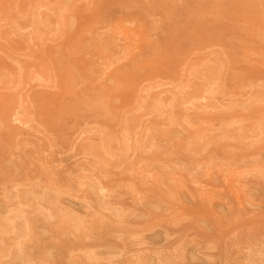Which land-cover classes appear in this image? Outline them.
Listing matches in <instances>:
<instances>
[{
  "label": "rangeland",
  "instance_id": "rangeland-1",
  "mask_svg": "<svg viewBox=\"0 0 264 264\" xmlns=\"http://www.w3.org/2000/svg\"><path fill=\"white\" fill-rule=\"evenodd\" d=\"M261 84L264 0H0V264H264Z\"/></svg>",
  "mask_w": 264,
  "mask_h": 264
},
{
  "label": "bare ground",
  "instance_id": "bare-ground-1",
  "mask_svg": "<svg viewBox=\"0 0 264 264\" xmlns=\"http://www.w3.org/2000/svg\"><path fill=\"white\" fill-rule=\"evenodd\" d=\"M61 1V0H60ZM76 1V0H75ZM46 10H48V9H46ZM39 23V22H38ZM67 25H68V23H67ZM119 24H117V26H118ZM155 25V24H154ZM132 26V25H131ZM50 27V26H49ZM37 28V27H36ZM112 29V28H111ZM120 30V29H119ZM120 33L122 34V32L120 31ZM123 35V34H122ZM127 35V34H126ZM256 35V34H255ZM111 36V35H110ZM145 36V35H144ZM114 37H116V36H114ZM116 38H118V37H116ZM126 39V38H125ZM111 41V40H110ZM117 45V44H116ZM112 48V47H111ZM114 48V47H113ZM117 48V47H116ZM118 50V49H117ZM111 85V84H110ZM248 85V84H247ZM262 86H264V84H261ZM211 87V86H210ZM254 87V86H253ZM112 102V101H111ZM88 110V109H87ZM102 110V109H101ZM97 113V112H96ZM101 114H103V113H101ZM129 132V131H128ZM133 134V133H132ZM131 134V135H132ZM134 135V134H133ZM199 137V136H198ZM202 137V136H201ZM200 142V141H199ZM263 155V154H262ZM11 157V156H10ZM256 165H258V164H256ZM259 166V165H258ZM256 167V166H255ZM260 167V166H259ZM258 167V168H259ZM260 169V168H259ZM56 181V180H55ZM95 182V181H94ZM60 183V182H59ZM79 183V182H78ZM99 183V182H98ZM231 183V182H230ZM16 185V184H15ZM92 186V185H91ZM77 187H79V186H77ZM100 187H101V185H100ZM75 188V187H74ZM79 190V189H78ZM105 191V190H104ZM106 192V191H105ZM58 193V192H57ZM104 193V192H103ZM102 193V194H103ZM101 194V193H100ZM111 194V193H110ZM55 196H56V194H55ZM106 196V195H105ZM11 199V198H10ZM14 199V198H13ZM47 200V199H46ZM8 201V200H7ZM6 203V202H5ZM8 203H10L9 201H8ZM17 204H18V202H17ZM7 208V207H6ZM11 208H14V207H11ZM8 210V209H7ZM117 212V211H116ZM45 214V213H44ZM46 215H47V213H46ZM114 215V214H113ZM14 216V215H13ZM21 216V215H20ZM116 216V215H115ZM47 217V216H46ZM48 218V217H47ZM44 219H46V218H44ZM23 220V219H22ZM48 220H49V218H48ZM20 221V220H19ZM46 221V220H45ZM21 222V221H20ZM25 225V224H24ZM25 231H27V230H25ZM27 237V236H26ZM86 257V256H85ZM87 258V257H86ZM78 260V259H77ZM85 260V259H84ZM93 260H95V259H93ZM96 261V260H95ZM100 260H98V262H99ZM76 262H78V264H79V261H76ZM86 262V261H85ZM95 264V263H94Z\"/></svg>",
  "mask_w": 264,
  "mask_h": 264
}]
</instances>
